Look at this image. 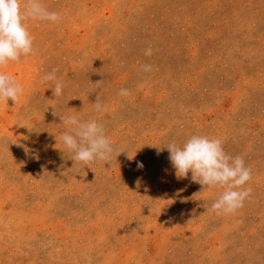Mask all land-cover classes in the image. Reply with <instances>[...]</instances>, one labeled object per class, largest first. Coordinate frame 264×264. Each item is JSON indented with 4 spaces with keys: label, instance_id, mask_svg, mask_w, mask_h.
Listing matches in <instances>:
<instances>
[{
    "label": "rangeland",
    "instance_id": "obj_1",
    "mask_svg": "<svg viewBox=\"0 0 264 264\" xmlns=\"http://www.w3.org/2000/svg\"><path fill=\"white\" fill-rule=\"evenodd\" d=\"M42 3L60 22L26 21L34 54L2 69L23 94L0 105V264H264V0ZM70 115L103 125L110 161L72 160ZM193 135L251 169L234 214L176 178L166 146Z\"/></svg>",
    "mask_w": 264,
    "mask_h": 264
},
{
    "label": "clouds",
    "instance_id": "obj_2",
    "mask_svg": "<svg viewBox=\"0 0 264 264\" xmlns=\"http://www.w3.org/2000/svg\"><path fill=\"white\" fill-rule=\"evenodd\" d=\"M28 20L58 24L61 16L57 12L48 11L42 0H24L23 11L21 0H0V105L8 104L9 100L16 104L23 94L22 86L2 69L9 62L19 63L21 57L28 58L34 54L33 37L25 24ZM152 54L151 48L145 50L146 56ZM142 70L150 71L151 66L142 65ZM56 72L57 69L54 68L43 80H56ZM52 89L55 97L63 94V85L60 82ZM118 94L127 96L129 93L126 89H121ZM93 109L96 112L106 110L99 97L93 103ZM60 118L62 124L71 126L61 134L60 140L68 151L74 153L72 160L84 165H91L96 161H110L113 147L102 124L96 120L81 122L76 115ZM166 148L170 152L169 160L177 179L187 178L191 172L192 181L201 186L224 189L211 205V211L216 215L234 214L251 196V188L244 187L251 179V169L245 166L243 157L227 155L219 138L193 135L180 146L169 143ZM137 167L142 168L143 164L138 162Z\"/></svg>",
    "mask_w": 264,
    "mask_h": 264
}]
</instances>
